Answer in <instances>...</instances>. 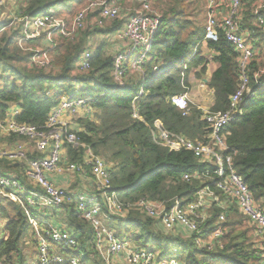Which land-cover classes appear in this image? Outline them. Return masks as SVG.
I'll use <instances>...</instances> for the list:
<instances>
[{
	"label": "trees",
	"instance_id": "16d2710c",
	"mask_svg": "<svg viewBox=\"0 0 264 264\" xmlns=\"http://www.w3.org/2000/svg\"><path fill=\"white\" fill-rule=\"evenodd\" d=\"M77 2L27 0L24 14L38 16L51 10L59 12L62 8L71 12ZM258 2L242 0V27L246 30L242 36L264 54V35L252 10ZM156 6L161 22L141 63V72L132 69L136 55L128 57L120 69L122 87L115 79L117 52L114 50L111 54L110 43L109 46L100 42L91 52L87 73H77L75 65L88 50L91 37H112L123 28V19L104 22L102 27H88L74 41L61 40L53 52L55 71L51 72L29 68L30 54L23 53L16 43L19 35L3 32L0 36V69L11 80L0 93V121L9 105L16 104L21 109L17 117L20 124L41 127L63 97L72 95V99L90 100L91 116L75 121L78 128L75 134L80 144L109 166L112 191L120 200L135 202L146 197L169 201L179 198L187 203L205 184L195 180L183 182V175L203 171L210 165L200 162L189 151L169 152L156 145L150 129L154 121H160L170 133L194 144L206 143L208 130L201 120L202 112L188 101L189 115L184 117L171 100L188 94L191 81L198 80L212 92L210 111H227L229 99L239 85L237 55L221 28L217 41L205 39L206 0H157ZM227 9V2L223 0L219 10L221 16ZM213 66L214 70L208 75ZM259 66L262 64L253 63V69ZM50 89L54 91L47 97L46 91ZM225 132L226 144L235 152L233 170L254 201L264 208V90L256 92L243 108V116L230 123ZM22 140L11 138L7 143ZM3 142L0 139V144ZM66 153L70 162H80L83 149L77 152L68 147ZM15 171V166L0 161V172ZM20 181L24 182L21 175ZM73 208L72 202L68 203L56 215L74 236L80 254L76 250L58 249V252L79 258L81 264H104L93 249L91 228ZM211 213L208 232L219 210L212 208ZM244 223V218L232 209L223 248L216 252L196 249L190 238L164 235L152 220L138 212L129 213L123 222L111 221L106 225L116 237L156 254L159 259H176L186 264H259L260 258L252 249L253 228ZM242 224L247 230H243ZM34 250L35 235L22 208L0 199V263L28 264L26 251L33 254Z\"/></svg>",
	"mask_w": 264,
	"mask_h": 264
},
{
	"label": "built area",
	"instance_id": "2783aa9c",
	"mask_svg": "<svg viewBox=\"0 0 264 264\" xmlns=\"http://www.w3.org/2000/svg\"><path fill=\"white\" fill-rule=\"evenodd\" d=\"M26 1L0 0V36L3 32L17 33L19 49L39 42L36 48L28 51V66L45 72L55 71L53 52L58 40L71 42L88 27H102L104 22L123 19V28L110 37L117 52L115 79L121 87L123 62L136 55L132 69L141 72V63L161 22L160 12L153 8L154 0H81L83 5L71 17L53 10L38 16L25 15ZM222 1L206 0L205 39L217 41L218 29L221 28L237 55L239 85L229 99L228 110L214 113L197 107L202 112L201 120L207 125L206 143L194 144L170 133L160 121H154L150 129L156 145L169 152L189 151L200 162L210 165L203 171L183 175V182L195 180L205 184L190 202L183 203L179 198L154 201L146 197L135 202L120 200L112 191L109 166L80 144L75 134L78 129L75 121L91 116L90 100L72 99V95L63 97L41 127L20 124L17 121L20 107L9 105L4 119L0 121V139L4 141L0 144V161L15 166L17 172H0V199L18 205L26 216L36 239V256L32 264H61L67 261L69 264H81L79 258L58 252L61 249L76 250L78 253V245L64 226L53 224L47 215L49 212L57 213L71 202L79 218L91 228L93 249L104 264H186L176 259H159L150 251L116 237L108 229V222H123L131 212H138L152 220L166 235L190 238L196 249L216 252L223 248L226 224L232 209L253 228L252 249L260 258L259 264H264V208L254 201L233 170L235 152L226 144L225 132L230 123L243 116V108L256 92L264 90V54L254 49L242 36L246 32L242 27V0H225L228 9L221 16ZM263 9L264 0H259L252 10L264 35ZM90 57L89 50L82 53L75 65L77 73L89 71ZM253 63L262 66L255 70ZM10 80L11 77L3 75L0 69V93ZM52 91H46V96L50 97ZM171 102L182 112V116L189 115L186 94L174 97ZM74 119L75 125L72 123ZM11 138L23 140L8 144ZM68 147L77 152L83 149L80 162L68 160ZM34 154L37 157H32ZM20 175L24 182L20 181ZM74 180L78 186H72ZM212 208L219 213L208 232Z\"/></svg>",
	"mask_w": 264,
	"mask_h": 264
},
{
	"label": "rangeland",
	"instance_id": "374dc122",
	"mask_svg": "<svg viewBox=\"0 0 264 264\" xmlns=\"http://www.w3.org/2000/svg\"><path fill=\"white\" fill-rule=\"evenodd\" d=\"M223 2V1H222ZM156 4H157V0H154V3H153V8H154V10H156V11H159L158 10V8H157V6H156ZM83 5V2L81 1V0H78V2H77V4H75L74 6H73V9H72V11L71 12H69V11H67V9H64V8H62V9H60L59 10V12L60 13H62V15H65V16H68V17H71L81 6ZM80 6V7H79ZM161 10V9H160ZM264 10V9H263ZM54 12L55 13H58V11H56V10H54ZM204 17L202 16V21H203V23H205V21H204ZM10 34V33H9ZM61 42V40L59 41H57V43L59 44ZM100 42H105L106 44H112V42H111V40H110V37H107V36H95L94 35V37H91V39H90V41H89V45H88V50L90 51V52H92V51H94V49L95 48H97L98 47V45L99 44H101ZM110 44H109V46H110ZM17 45H18V43H17ZM38 44H36V43H34V44H31V43H29V44H26V45H24L23 46V49H21V51L23 52V53H28V51L31 49V48H36V46H37ZM112 46V48L110 49V52H111V54L113 53V51L115 50V47L113 46V44L111 45ZM19 47V46H18ZM116 51V50H115ZM198 93H201L202 95H203V97L201 98V101H204V105H203V107L204 108H206V109H209L210 110V106H211V103H212V101H211V99H212V93L211 92H209L208 91V89H207V86L204 84V83H200V81H198V80H192L191 81V89H190V92L188 93V94H186V96H187V99H188V101L193 105V106H195V107H197L196 106V104L197 103H200L201 104V101L200 102H196L197 100H198V97H199V95H198ZM206 98V99H205ZM92 111V110H91ZM76 119H74L73 121H72V123L74 124V121H75ZM75 125V124H74ZM72 186H78V184H77V181L76 180H74V182L72 183ZM62 210V209H61ZM59 211H57V213H58ZM61 213V212H60ZM48 215V219L50 220V221H52L53 222V224H57L58 223V225L59 226H62L63 227V225L61 224L62 223V221L60 220V218L56 215V213L54 214H52L51 212H49V214H47ZM232 217V216H231ZM245 222V221H244ZM246 223V222H245ZM245 223H244V225H245ZM243 224H242V227H243V230L245 231V230H247L246 228H245V226H244ZM157 227V226H156ZM64 228V227H63ZM158 229V231H161L159 228H157ZM164 233V232H163ZM129 235H131V234H129ZM165 235V234H164ZM26 253H27V255H28V258H27V263L28 264H32V262L34 261V259H35V256H36V250H34L33 251V254H32V252L31 251H26ZM185 254V253H184ZM156 255V254H155ZM114 264V263H113Z\"/></svg>",
	"mask_w": 264,
	"mask_h": 264
},
{
	"label": "crops",
	"instance_id": "0c3cea01",
	"mask_svg": "<svg viewBox=\"0 0 264 264\" xmlns=\"http://www.w3.org/2000/svg\"><path fill=\"white\" fill-rule=\"evenodd\" d=\"M80 7V6H79ZM214 70V66L212 67V68H210L209 69V71H208V75H210L211 74V71H213ZM198 95H199V97H198V100L196 101V102H200L201 101V98L203 97V95L201 94V93H198ZM206 99V98H205ZM198 105V106H197ZM203 105H204V101H201V104L200 103H197L196 104V106L197 107H203Z\"/></svg>",
	"mask_w": 264,
	"mask_h": 264
}]
</instances>
